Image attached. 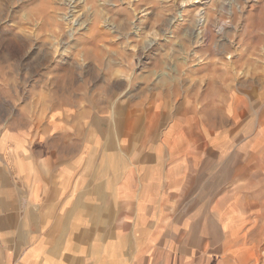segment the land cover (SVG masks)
I'll list each match as a JSON object with an SVG mask.
<instances>
[{"label": "rangeland", "instance_id": "rangeland-1", "mask_svg": "<svg viewBox=\"0 0 264 264\" xmlns=\"http://www.w3.org/2000/svg\"><path fill=\"white\" fill-rule=\"evenodd\" d=\"M54 119L95 146L80 155L97 179L104 144L162 140L217 150L223 179L233 163L235 184L264 187V0H0L1 159ZM110 156L117 171L124 149Z\"/></svg>", "mask_w": 264, "mask_h": 264}, {"label": "crops", "instance_id": "crops-1", "mask_svg": "<svg viewBox=\"0 0 264 264\" xmlns=\"http://www.w3.org/2000/svg\"><path fill=\"white\" fill-rule=\"evenodd\" d=\"M58 121L17 164L0 157V264H264V187L235 184L233 163L223 179L217 150L208 162V147L104 144L97 179L80 155L95 146Z\"/></svg>", "mask_w": 264, "mask_h": 264}]
</instances>
